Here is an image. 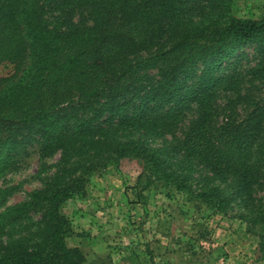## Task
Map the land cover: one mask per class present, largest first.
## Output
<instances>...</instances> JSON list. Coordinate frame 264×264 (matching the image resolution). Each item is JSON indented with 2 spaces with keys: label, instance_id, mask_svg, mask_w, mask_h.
I'll list each match as a JSON object with an SVG mask.
<instances>
[{
  "label": "trees",
  "instance_id": "obj_1",
  "mask_svg": "<svg viewBox=\"0 0 264 264\" xmlns=\"http://www.w3.org/2000/svg\"><path fill=\"white\" fill-rule=\"evenodd\" d=\"M52 1L63 16L49 26L41 18L43 0H0V63L16 69L0 76V87L29 60L19 80L0 91V175L32 140L41 154L59 151L63 161L26 200L0 212V264L85 263L81 246L70 242L79 235L62 206L86 194L87 174L97 164L137 157L148 183L184 190L185 176L170 171L156 150L110 133L176 129L191 105L197 118L183 133L180 152L209 168L213 179H237L234 193L248 208L253 190L264 189V99L242 93L241 73L230 62L253 46L259 61L247 73L264 80V15H229L232 0ZM84 8L90 25L71 19ZM226 63L233 68L221 73ZM218 91L235 97L218 108ZM74 154L87 162L68 165ZM233 199L211 185L192 202L224 212ZM260 206L253 223H264Z\"/></svg>",
  "mask_w": 264,
  "mask_h": 264
},
{
  "label": "rangeland",
  "instance_id": "obj_2",
  "mask_svg": "<svg viewBox=\"0 0 264 264\" xmlns=\"http://www.w3.org/2000/svg\"><path fill=\"white\" fill-rule=\"evenodd\" d=\"M229 15L259 18L264 15V0H232ZM63 13L52 0H43L41 18L52 26L62 22ZM72 21L91 24L88 8L77 9ZM236 70L241 73L242 93L255 100L264 99V80L249 79L247 70L259 61L253 46L240 50ZM234 61V60H233ZM226 63L221 73L232 70ZM0 87L6 89L17 82L29 67ZM15 64L0 63V76L15 74ZM232 92L218 91L215 105L224 108L234 99ZM240 115L244 105L235 104ZM197 118L195 105L189 106L176 129L131 131V135L111 132L110 136L130 137L139 144L156 150L175 174L185 176L187 187L176 190L161 182L148 183L142 160L123 157L105 161L87 174L86 194L74 195L62 206L79 235L70 241L79 244L85 255L84 264L107 259L110 264H264L259 249L264 237V223H253L251 215L264 207V189L255 188L254 201L245 208L234 193L238 180L231 175L213 179L209 168L193 161L187 162L180 152L179 142L189 125ZM120 134V135H119ZM87 160L74 154L68 165L75 168ZM63 165L60 152L41 154L40 145L32 140L15 167L0 175V212L9 205L28 198V194L42 187ZM147 172V171H146ZM153 179V176H152ZM216 185L234 198L224 212L192 201L196 194L208 186ZM236 198V199H235ZM263 233V234H262ZM264 241V240H263Z\"/></svg>",
  "mask_w": 264,
  "mask_h": 264
}]
</instances>
